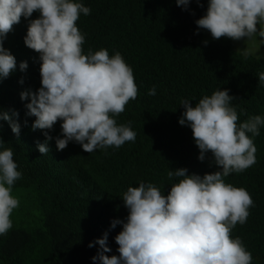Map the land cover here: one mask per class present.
Segmentation results:
<instances>
[{
    "label": "clouds",
    "instance_id": "9594fccd",
    "mask_svg": "<svg viewBox=\"0 0 264 264\" xmlns=\"http://www.w3.org/2000/svg\"><path fill=\"white\" fill-rule=\"evenodd\" d=\"M169 2V11L176 17L168 13L149 25L139 16L144 10L154 17L145 3L118 22L113 18L115 8L107 6L96 16L109 26L106 33L93 35L92 43L77 22L81 14H91L89 0H0V81L16 70L9 40L20 41L22 17H38L29 20L24 43L41 60V87L14 96L15 101L0 111V120L7 121L19 137L21 125L15 117L25 113L24 147H29L28 139L30 147L44 156L73 148L90 160L96 155L105 158L126 142H135L137 133L125 116L144 92L152 96L149 112L161 109L162 86L175 79L168 58L176 48L180 19L190 23L187 32L198 45L257 33L264 38V29L258 28L264 23V0H195L200 6L189 10L192 0ZM207 32L217 40L204 42ZM225 37L229 39H220ZM27 67L26 61L19 65L21 71ZM257 75L264 85V72ZM234 99L227 89H219L204 95L195 106L181 100L184 112L178 123L191 128L200 161L209 157L205 153L212 154L205 161L214 172L200 176L188 174L187 168L170 170L169 180L180 179L167 195L151 182L128 187L118 199L119 219L111 223L112 228L122 225L115 236L119 255H106L111 248L105 232L94 242L99 245L94 262L252 264V253L240 237L233 238L232 230L246 223L254 200L245 188L224 178L256 163L255 141L264 117L253 115L240 123ZM0 148V235H5L13 226L11 214L20 205L13 187L22 173L2 137Z\"/></svg>",
    "mask_w": 264,
    "mask_h": 264
},
{
    "label": "trees",
    "instance_id": "16d2710c",
    "mask_svg": "<svg viewBox=\"0 0 264 264\" xmlns=\"http://www.w3.org/2000/svg\"><path fill=\"white\" fill-rule=\"evenodd\" d=\"M89 2L91 14H81L77 22L81 23L79 30L86 33L87 41L92 43L93 35L98 31L106 33L104 29L109 26L96 16L107 6L115 8L113 18L117 22L143 3L156 16L151 19L140 10V20L145 24H155L168 13V17H176L169 11V0ZM199 6L192 0L187 10ZM36 18V15L23 18L20 41L9 40L13 46L10 52L16 58V70L0 81V111L15 101L14 96H20L26 90L35 92L41 87L39 53L24 43L29 20ZM179 28L176 48L168 58L170 74L175 79L162 86L161 109L150 113L152 96L144 92L142 100L125 116L137 133L135 142H126L109 152L112 155H105V158L96 155L90 160L73 148L56 155L32 153L24 147L22 137L26 129L22 130V127L28 119L26 114L15 117L21 125L19 137L7 121L0 120L4 147L12 148L13 159L22 173V178L13 187V195L20 200L19 207L12 213L13 226L7 234L0 235V264H99L92 260L99 249L94 242L105 232L111 248L106 255L118 256L115 236L122 230V225L112 228L110 222L119 219L118 199L128 187L151 182L167 195L171 185L180 179L169 180L167 172L170 170L187 168L188 174L200 176L214 172L205 161L212 154L205 153V158L209 157L200 161V150L191 128L178 123L184 112L182 99H188L195 106L204 95L227 89L229 95L235 97L232 104L237 107L240 123L253 115L264 117V85L258 82L257 75L264 72V57L247 54L245 58L231 40L198 45L187 32L190 23L180 19ZM25 61L28 67L21 71L17 65ZM255 146L259 154L256 163L244 172L231 173L224 179L235 187L245 188L254 200L246 223L237 224L232 236L242 239L252 253V264H264V125L260 126ZM89 243L94 246L88 247Z\"/></svg>",
    "mask_w": 264,
    "mask_h": 264
},
{
    "label": "rangeland",
    "instance_id": "374dc122",
    "mask_svg": "<svg viewBox=\"0 0 264 264\" xmlns=\"http://www.w3.org/2000/svg\"><path fill=\"white\" fill-rule=\"evenodd\" d=\"M259 29H264V23L258 25ZM220 39H229V38H220ZM217 39H213L211 34L207 32L204 37L203 41L205 42H212ZM235 47L236 50L242 54H253L256 57H264V38L259 37L258 33L251 38H244L241 40H232L230 39Z\"/></svg>",
    "mask_w": 264,
    "mask_h": 264
},
{
    "label": "bare ground",
    "instance_id": "6f19581e",
    "mask_svg": "<svg viewBox=\"0 0 264 264\" xmlns=\"http://www.w3.org/2000/svg\"><path fill=\"white\" fill-rule=\"evenodd\" d=\"M22 20H23V17H22ZM19 65H20V64H19ZM19 65H17V66L19 67ZM26 143H27V146H29V147H27V150H29V151L32 152V153H36V154L42 155V154L39 152L38 149H37V151H34V149L30 147V142H29L28 139H26ZM60 160H61V157H60ZM61 166H63V161H61ZM10 219L13 220V218H12V214H11ZM111 223H112V222H110V227H111Z\"/></svg>",
    "mask_w": 264,
    "mask_h": 264
}]
</instances>
